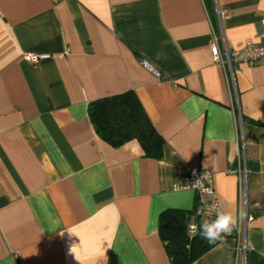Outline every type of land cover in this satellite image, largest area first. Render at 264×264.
<instances>
[{"label": "crops", "instance_id": "crops-1", "mask_svg": "<svg viewBox=\"0 0 264 264\" xmlns=\"http://www.w3.org/2000/svg\"><path fill=\"white\" fill-rule=\"evenodd\" d=\"M262 21L264 0H0V264H171L159 215L196 207L176 186L199 169L237 215L245 173L247 218L191 264H264V68L235 63L233 84L210 52L215 37L264 44ZM125 91L164 140L158 160L89 120Z\"/></svg>", "mask_w": 264, "mask_h": 264}, {"label": "trees", "instance_id": "trees-1", "mask_svg": "<svg viewBox=\"0 0 264 264\" xmlns=\"http://www.w3.org/2000/svg\"><path fill=\"white\" fill-rule=\"evenodd\" d=\"M87 113L96 134L107 144L118 148L136 140L145 157L160 159L163 138L155 130L140 101L132 91L94 100ZM202 217L214 219L211 214H197L193 210L165 209L159 215L158 234L171 264H191L212 247L199 235ZM195 225V234L190 226ZM232 237V236H226Z\"/></svg>", "mask_w": 264, "mask_h": 264}, {"label": "built area", "instance_id": "built-area-1", "mask_svg": "<svg viewBox=\"0 0 264 264\" xmlns=\"http://www.w3.org/2000/svg\"><path fill=\"white\" fill-rule=\"evenodd\" d=\"M262 37H264V21H262ZM210 52L214 62L220 63L227 70L230 80L234 84V72L233 65L239 62H245L252 64L254 62H260L262 68H264V44H255L248 41L246 45L239 50L229 49V47L224 44L223 49H219L217 44V38L213 39L210 45ZM49 58L48 54H28L27 59L36 64L41 60ZM142 64L149 68L153 73L158 75V73L152 70L148 64L143 61ZM240 184L242 189V194L244 198V212L245 216L242 220L238 222L237 228L232 231L228 236L237 238L240 236L241 225L246 223V206H245V194H246V176L245 173L240 171ZM211 178V172L209 170L199 169L192 170L179 178L177 183L178 189H191L196 194V211L199 214H211L215 217L216 212H223L219 200L215 194V191L211 187L209 180ZM190 231L193 232V228L190 226ZM244 252V248H243Z\"/></svg>", "mask_w": 264, "mask_h": 264}, {"label": "clouds", "instance_id": "clouds-1", "mask_svg": "<svg viewBox=\"0 0 264 264\" xmlns=\"http://www.w3.org/2000/svg\"><path fill=\"white\" fill-rule=\"evenodd\" d=\"M199 214V213H197ZM245 216V212L241 209L237 214L231 212H216L215 218L202 217L199 222V235L210 244H216L217 242H223L225 237L230 235L234 229L237 228L238 222ZM195 230L196 226H191ZM67 232L79 237V244H72L70 246V254L74 255L77 261H80L79 249L84 246V240L82 237L74 233L72 229ZM63 234V233H62ZM195 234V231H193ZM110 246V245H109Z\"/></svg>", "mask_w": 264, "mask_h": 264}]
</instances>
